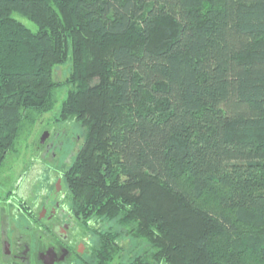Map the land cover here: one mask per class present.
<instances>
[{"label": "trees", "instance_id": "trees-1", "mask_svg": "<svg viewBox=\"0 0 264 264\" xmlns=\"http://www.w3.org/2000/svg\"><path fill=\"white\" fill-rule=\"evenodd\" d=\"M65 88L84 264H264V0H0V170Z\"/></svg>", "mask_w": 264, "mask_h": 264}, {"label": "flooded vegetation", "instance_id": "flooded-vegetation-1", "mask_svg": "<svg viewBox=\"0 0 264 264\" xmlns=\"http://www.w3.org/2000/svg\"><path fill=\"white\" fill-rule=\"evenodd\" d=\"M80 146V139L68 129L55 130L37 143L35 157L44 169L40 182L54 185L34 188L35 183L24 177L13 188L0 186V264H84L91 260L93 223L77 214L66 184Z\"/></svg>", "mask_w": 264, "mask_h": 264}, {"label": "rangeland", "instance_id": "rangeland-1", "mask_svg": "<svg viewBox=\"0 0 264 264\" xmlns=\"http://www.w3.org/2000/svg\"><path fill=\"white\" fill-rule=\"evenodd\" d=\"M15 18L20 21L22 24H24L26 27L31 29L32 31H36V26L30 22L29 20L15 15ZM69 67L68 66H61L58 67L55 70V79L58 82L65 80V75L68 73ZM67 95V88L63 89L61 92V95L59 96V102L56 105L55 109L47 114H44L40 117L38 122L36 123L35 127L29 134L27 140L23 143L21 150L16 158H10L7 161V164L4 168L0 170V186L5 185L7 187H14L17 182L22 180V178L27 177L30 178L31 183L34 184L33 187L37 188L38 186H47L50 188L54 185L53 182L45 183L40 182V178H42L43 174L42 171L44 170L41 166L37 165L35 162V157L37 156V143L40 141V139L43 136H46L48 134H52L53 131L58 130L61 131L63 128L68 129L70 131V134L80 139V144L83 142L84 138V131L83 129L75 123H63L62 121H58L60 118L61 113V105L63 100L65 99ZM40 173H39V172ZM32 172L34 174L31 177ZM37 172V173H36ZM46 172V171H45ZM39 188V187H38ZM201 203V202H200ZM114 228L117 227L115 225H110ZM95 226V222L93 224ZM106 226V224L104 225ZM116 231H123L125 229H122L121 227L115 228ZM126 231V230H125ZM98 239L93 235V248L91 252L90 259L93 260L94 257V249L98 245ZM121 245L124 250L123 254V260H128L137 253L143 251V250H149L147 245L143 244L141 241H132L131 239H124L121 242Z\"/></svg>", "mask_w": 264, "mask_h": 264}]
</instances>
